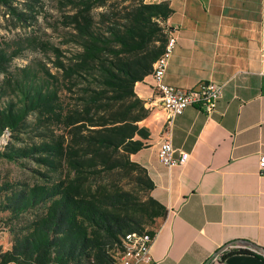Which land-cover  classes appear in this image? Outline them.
Instances as JSON below:
<instances>
[{
  "label": "trees",
  "instance_id": "trees-1",
  "mask_svg": "<svg viewBox=\"0 0 264 264\" xmlns=\"http://www.w3.org/2000/svg\"><path fill=\"white\" fill-rule=\"evenodd\" d=\"M17 3L22 0H0V7L26 24L32 8ZM57 3L61 40L40 44L46 62L12 68L22 42L0 39V138H10L0 159L29 161L39 180L0 192V212L16 222L0 264H116L126 234L144 232L140 227L148 224L153 237L166 215L150 197L147 172L129 157L148 137L139 126L148 110L134 87L163 54L173 9L144 0ZM112 174L140 188L146 196L141 210H130L129 194L97 184Z\"/></svg>",
  "mask_w": 264,
  "mask_h": 264
},
{
  "label": "crops",
  "instance_id": "crops-1",
  "mask_svg": "<svg viewBox=\"0 0 264 264\" xmlns=\"http://www.w3.org/2000/svg\"><path fill=\"white\" fill-rule=\"evenodd\" d=\"M161 2L173 9L165 25L176 37L165 82H214L223 93L212 114L189 107L173 120L172 145L189 160L166 168L157 149L168 115L150 75L134 87L148 137L129 158L166 210L146 264H264V0H144ZM10 249L0 223V253Z\"/></svg>",
  "mask_w": 264,
  "mask_h": 264
},
{
  "label": "rangeland",
  "instance_id": "rangeland-1",
  "mask_svg": "<svg viewBox=\"0 0 264 264\" xmlns=\"http://www.w3.org/2000/svg\"><path fill=\"white\" fill-rule=\"evenodd\" d=\"M27 6L32 9L28 14L27 23L23 25H19L14 19H10L5 9L0 7V39L2 41L3 39L11 41L21 40L22 42L20 56L11 62L12 68L23 67L30 63L35 65L34 63L38 61L46 62L40 44L49 41L53 45H58L61 40L60 33L55 30L59 14L57 0H22L21 4L17 3L18 9L26 8ZM21 138L27 140L26 137ZM9 141L8 133L0 138V151H3V147ZM13 143L16 147L22 146V143L18 141H13ZM32 169L35 170L37 167L29 161L9 163L0 159V192L3 193L2 190H11L17 185L31 186L39 183L38 178L31 172ZM94 184L93 181H89L90 188H93ZM97 184L106 186L112 192L129 194L127 198L130 201V210L138 211L142 209V206H145L146 196L142 194L140 188L134 182L124 179L119 174H112L109 179L98 180ZM0 221L8 233L10 244H12L8 229L16 224L14 215L9 212H0ZM151 228L148 224H143L140 230L148 232ZM114 252L115 250L113 249L110 254L113 255ZM72 264L95 263L83 261Z\"/></svg>",
  "mask_w": 264,
  "mask_h": 264
},
{
  "label": "built area",
  "instance_id": "built-area-1",
  "mask_svg": "<svg viewBox=\"0 0 264 264\" xmlns=\"http://www.w3.org/2000/svg\"><path fill=\"white\" fill-rule=\"evenodd\" d=\"M176 45V37L168 34L163 54L153 65L151 73L153 90L157 94L168 119L163 137L157 149V159L166 168L184 166L189 154L175 149L172 145L173 120L189 107H196L207 115L212 114L222 98L223 86L214 82H204L193 89H178L165 82L166 69ZM259 171H264V156L258 161ZM153 237L146 232L126 234L121 240V251L116 254V264H146Z\"/></svg>",
  "mask_w": 264,
  "mask_h": 264
}]
</instances>
